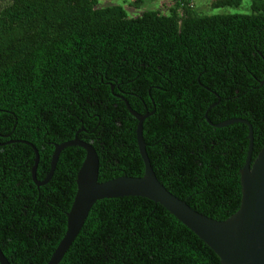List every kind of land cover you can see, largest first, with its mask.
Instances as JSON below:
<instances>
[{"label":"trees","instance_id":"16d2710c","mask_svg":"<svg viewBox=\"0 0 264 264\" xmlns=\"http://www.w3.org/2000/svg\"><path fill=\"white\" fill-rule=\"evenodd\" d=\"M99 0H12L0 9V249L9 264H47L66 230L85 151L98 181L144 173L135 112L160 183L217 221L240 205L239 171L264 145V0L250 14L204 15L173 0L130 18ZM135 5L142 3L136 0ZM241 0H214L237 8ZM29 143V144H27ZM59 264H220L197 236L147 199L97 201Z\"/></svg>","mask_w":264,"mask_h":264},{"label":"water","instance_id":"95a60500","mask_svg":"<svg viewBox=\"0 0 264 264\" xmlns=\"http://www.w3.org/2000/svg\"><path fill=\"white\" fill-rule=\"evenodd\" d=\"M264 86V78L261 81ZM128 112L137 121L135 135L137 148L143 162L141 177L122 176L98 181L99 158L91 144L80 140L75 134L70 141L54 146L50 170L43 181L36 178L38 151L31 169L33 183L39 187L51 179L60 153L67 147H78L85 151L84 160L76 175V192L69 212L66 214V230L47 264H59L81 230L93 205L103 199L138 197L163 207L179 223L197 236L219 258L220 264H264V145L254 161L253 131L251 125L241 119L229 120L210 126L223 128L234 123L248 127V152L239 171L241 199L239 209L225 220L217 221L193 210L185 201L170 193L157 179L150 164L142 127L147 114L141 115L131 109L125 101ZM0 264H9L0 249Z\"/></svg>","mask_w":264,"mask_h":264},{"label":"rangeland","instance_id":"374dc122","mask_svg":"<svg viewBox=\"0 0 264 264\" xmlns=\"http://www.w3.org/2000/svg\"><path fill=\"white\" fill-rule=\"evenodd\" d=\"M12 0H0V9L8 6ZM136 0H99L98 7L121 6L128 17L135 18L141 16L144 12L157 10L161 13H167L173 0H142V3L135 5ZM198 13L204 15H226V14H250L251 0H241V5L237 8L225 7L219 9L211 8L214 0H191Z\"/></svg>","mask_w":264,"mask_h":264},{"label":"flooded vegetation","instance_id":"af4514ba","mask_svg":"<svg viewBox=\"0 0 264 264\" xmlns=\"http://www.w3.org/2000/svg\"><path fill=\"white\" fill-rule=\"evenodd\" d=\"M42 181H43V180H42ZM38 188H40V186H39Z\"/></svg>","mask_w":264,"mask_h":264}]
</instances>
